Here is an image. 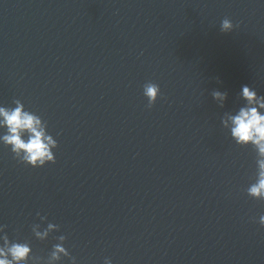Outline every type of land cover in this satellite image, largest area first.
<instances>
[{
	"label": "water",
	"instance_id": "obj_1",
	"mask_svg": "<svg viewBox=\"0 0 264 264\" xmlns=\"http://www.w3.org/2000/svg\"><path fill=\"white\" fill-rule=\"evenodd\" d=\"M206 0H0V79Z\"/></svg>",
	"mask_w": 264,
	"mask_h": 264
},
{
	"label": "clouds",
	"instance_id": "obj_2",
	"mask_svg": "<svg viewBox=\"0 0 264 264\" xmlns=\"http://www.w3.org/2000/svg\"><path fill=\"white\" fill-rule=\"evenodd\" d=\"M234 25L231 19L225 17L220 23V31L222 33H230L233 31ZM143 94L148 100L147 107L151 108L160 97V87L157 83L147 82L143 86ZM212 96L218 100L227 99V92L214 90ZM242 97L247 101V106L239 109L238 114L230 116L232 122L231 134L237 143L244 145L251 142L258 148L260 157H264V114L258 111L255 105L264 109V95H258L250 86L242 87ZM16 107L6 110L0 107V117H3L2 125L6 126L7 134L0 137L6 146L10 147L14 154V159L18 162L29 165L33 168L43 167L48 163H55L56 158L53 149L58 147L57 141L52 135L46 133L47 123L42 124V118L30 111L24 110V105L16 100ZM227 126V121H224ZM28 133L27 139L22 138L23 133ZM259 166L258 180L248 188V194L253 198L264 199V158L257 161ZM39 215V213L37 214ZM46 220V217H40ZM259 224L264 227V215L259 218ZM7 225L0 226L3 231ZM40 225L34 224L32 232L34 235L43 240L52 229L59 230V225L48 223L47 228L43 232L39 231ZM3 246L0 247V264H21L30 259L32 249L28 243L9 242V237L4 235ZM60 241H65L66 237L61 235L57 237ZM68 257L71 264H76V258L72 257L69 251L60 243L53 246L49 256V264L61 259V256ZM11 257V259L8 258ZM32 259H36V255L32 254ZM104 264H111V260L105 258Z\"/></svg>",
	"mask_w": 264,
	"mask_h": 264
}]
</instances>
